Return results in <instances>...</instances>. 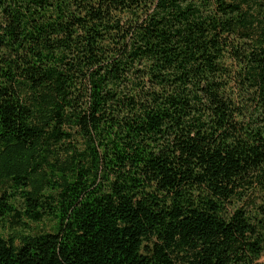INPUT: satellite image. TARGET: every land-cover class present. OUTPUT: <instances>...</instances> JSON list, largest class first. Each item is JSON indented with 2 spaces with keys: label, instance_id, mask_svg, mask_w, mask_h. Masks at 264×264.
Masks as SVG:
<instances>
[{
  "label": "trees",
  "instance_id": "obj_1",
  "mask_svg": "<svg viewBox=\"0 0 264 264\" xmlns=\"http://www.w3.org/2000/svg\"><path fill=\"white\" fill-rule=\"evenodd\" d=\"M260 194L264 0H0V264H259Z\"/></svg>",
  "mask_w": 264,
  "mask_h": 264
},
{
  "label": "rangeland",
  "instance_id": "obj_2",
  "mask_svg": "<svg viewBox=\"0 0 264 264\" xmlns=\"http://www.w3.org/2000/svg\"><path fill=\"white\" fill-rule=\"evenodd\" d=\"M232 92V91H231ZM234 95H236V90H234ZM239 93V92H238ZM240 94V93H239ZM237 104L239 103H242L240 98H238V101H236ZM261 193V192H260ZM260 199L258 200V202H263V197H262V194H260ZM243 207L244 204H240L238 205V207ZM233 210V209H232ZM51 223L49 221H44L43 223H35V222H31L30 223V226L29 228L27 229V231H23L21 228H16V229H13V228H9V230L5 233L6 236H10V235H18V234H21V233H25L27 234L28 232H34V231H38V230H42L43 228H49V225ZM259 264H264V258H262L260 261H259Z\"/></svg>",
  "mask_w": 264,
  "mask_h": 264
}]
</instances>
